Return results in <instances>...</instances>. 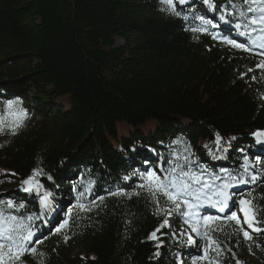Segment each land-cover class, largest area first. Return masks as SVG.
<instances>
[{"label": "trees", "instance_id": "1", "mask_svg": "<svg viewBox=\"0 0 264 264\" xmlns=\"http://www.w3.org/2000/svg\"><path fill=\"white\" fill-rule=\"evenodd\" d=\"M211 3L178 5L184 20L162 10L161 0H0L1 114L8 100L28 112L14 135L10 127L0 132V200L23 202L17 215L39 214V197L21 191V181L37 167L52 177L40 182L53 207L34 222L44 256L26 254L22 264H193L205 248L208 260L198 264H253L248 256L264 264V231L242 221L251 239L235 221H201L200 252L168 227L149 239L169 216L138 187L136 173L166 169L185 149L209 173L246 177L247 156L250 171L264 177L254 169L264 164V144L252 135L264 130V68L255 52L216 38L240 40L235 25L247 24L249 14L244 0ZM199 15L218 27L194 33ZM216 133L226 151L216 148ZM89 181L91 194L80 202L104 200L80 211L77 193ZM243 186L230 192L253 200L255 227L264 229V179ZM118 189L133 195H109ZM70 208L69 226L57 233ZM171 216L184 224L181 213Z\"/></svg>", "mask_w": 264, "mask_h": 264}, {"label": "snow or ice", "instance_id": "2", "mask_svg": "<svg viewBox=\"0 0 264 264\" xmlns=\"http://www.w3.org/2000/svg\"><path fill=\"white\" fill-rule=\"evenodd\" d=\"M187 0H161L162 4L167 7L165 10L170 15L177 18L187 20L189 17L182 13L178 9V5H183ZM209 7L215 6L211 3V0H204ZM256 0H244L246 11L249 14L247 17V24L237 23L235 27L246 28L248 31L243 33L244 35L252 36L251 44L237 42L235 39H231L226 36L216 37L222 39L225 43L233 46L237 49L244 51H251L252 47L257 45L264 50V0H259L260 7H252ZM232 15L233 13H226ZM241 17L245 16V12L239 13ZM225 17V10H222L221 19ZM194 20L200 21V26L192 27L190 30L194 33L207 34L209 26L218 27L214 25L213 21L205 18L203 15L194 16ZM260 68H264V61H261ZM251 71V69H249ZM14 102L8 100L6 102L7 111L0 114V132H3L6 127L11 128V132L14 135L18 127L23 125L25 119H27V111L23 108H19V101ZM256 138L257 143L264 144V130H257L252 133ZM232 139H235L233 137ZM222 137L219 133H216L215 145L218 150L226 149L222 148ZM207 147V146H205ZM211 151V150H209ZM191 153L185 149L184 155H177L171 160L167 161L168 168H153L147 170L145 173H136L139 179L143 183L138 187L146 189L152 197L153 202L157 205L158 212L166 213L167 216H171L172 213H181L185 218L184 222L189 225L190 231L188 233H182L187 235L189 245L196 243L192 234L196 237L207 236V232H202L201 220L204 222V227L208 226V223L221 219L216 215H201V209L206 206L214 208L218 213L225 214L224 219L228 221H235V224L240 227V231L245 239H251L249 231L244 230L241 224V219L238 216L237 211L232 210L236 205L234 200V194L230 192L231 189L238 187L240 184L256 183L260 179H264L257 174L250 171V163L247 156L244 157V163L242 165L243 171L247 176L241 174H233L228 169H221L220 173H209L206 169L197 166V162L192 159ZM258 159V158H257ZM11 175H16L12 173ZM42 177H46L51 180V175L45 173L41 167L34 168L30 175L21 181L20 190L29 194H36L39 197L40 211L39 214H29L26 216L17 215L21 209H24L25 204L23 202L16 203L13 199L0 200V264H22V259L26 254L44 256L43 252L37 250V245L42 241L36 237V232L39 230L35 221L42 220L44 216L51 211L53 207V194L44 190L43 184L40 182ZM128 180L130 177H124ZM93 181H89L88 185L84 187L83 191L77 193V204L74 206L80 211H92V207H98L97 200L103 202L104 197L100 196L94 200H90L88 204L80 202L87 195L91 194ZM76 191L75 187L73 189ZM139 195V193H134ZM109 195L131 196L133 193L118 189L116 192H110ZM161 198L164 203L169 207H162L160 204ZM240 205V212L243 215L244 223L249 229L254 232H261L264 229L255 227L258 223L256 220V213L253 207V200L241 198L238 201ZM90 205V206H89ZM73 209L70 208L65 214V219L56 228V232L60 233L63 229L69 226ZM230 212V214H228ZM170 227L168 219H164L160 226L153 231L149 239L159 240L157 233L162 228ZM69 237L65 236V240ZM211 240V237H209ZM219 249V243L212 241ZM161 245L158 243L157 247ZM208 248L204 249L203 255H197L193 257V264H198L199 261L208 260ZM160 255L159 252L156 253ZM179 260V256H178Z\"/></svg>", "mask_w": 264, "mask_h": 264}, {"label": "rangeland", "instance_id": "3", "mask_svg": "<svg viewBox=\"0 0 264 264\" xmlns=\"http://www.w3.org/2000/svg\"><path fill=\"white\" fill-rule=\"evenodd\" d=\"M222 45L225 46V47L233 48V47H230L231 45L225 43L224 41L222 42ZM5 110H7V109L5 108ZM2 111H3V109L0 108V114H1ZM27 114H28V112H27ZM27 118H28V116H27ZM259 168H264V166L256 164L255 167H254V169H259ZM238 207L240 208L239 204H238ZM239 211H240V209H239ZM239 216H241V221L244 223V218H243V215H242L241 212L239 213ZM182 219L185 220V218L183 216H182ZM168 223L170 225V227H168L170 229V236L175 237V238L183 239L185 247L190 248V249L193 250L191 252H193V253L194 252H200L201 250L204 249V247H206V243L204 241L199 242V243L196 242L194 245H189L187 235H182V233H188L190 231L189 225L186 224L185 222H184L183 226H178V224L173 219V217L169 216L168 217ZM192 235H193V238L195 239L196 238L195 234H192ZM173 256L175 258H177V259H178V256H179V260L181 259L180 254H174ZM248 257H249L250 261L253 264H262V261H259V260L255 259L252 256H248Z\"/></svg>", "mask_w": 264, "mask_h": 264}]
</instances>
